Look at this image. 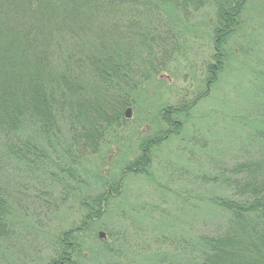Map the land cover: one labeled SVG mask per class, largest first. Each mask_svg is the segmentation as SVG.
<instances>
[{"label": "trees", "instance_id": "trees-1", "mask_svg": "<svg viewBox=\"0 0 264 264\" xmlns=\"http://www.w3.org/2000/svg\"><path fill=\"white\" fill-rule=\"evenodd\" d=\"M245 2L0 0V264L42 263L39 252L49 242L38 247L27 240L38 235L55 238L48 264H79V233L100 219L127 175L152 176L159 147L181 133L182 121L172 118L187 119L207 96L204 91L180 101L165 109L157 129L139 132L137 155L122 165L119 179L107 181L115 187L106 194L102 171L110 164L104 155L131 121L124 114L139 104L137 88L169 69L198 16L200 26L212 27L217 63L206 67L215 77L231 54L227 43L240 27ZM248 109L242 120L229 115L219 137L232 143L229 137L242 127L241 155L232 161L222 147L229 163L221 153L205 156L208 162L188 177L207 186L198 209L207 220L172 239L168 227L154 226L157 249L150 253L151 244H133L137 264H264V85ZM181 139L176 150L187 149L192 160V152L213 153L204 137ZM75 201L84 211L81 223L68 231L52 227V219ZM111 239L107 264H135L122 255L125 240L114 234Z\"/></svg>", "mask_w": 264, "mask_h": 264}, {"label": "rangeland", "instance_id": "rangeland-1", "mask_svg": "<svg viewBox=\"0 0 264 264\" xmlns=\"http://www.w3.org/2000/svg\"><path fill=\"white\" fill-rule=\"evenodd\" d=\"M242 7L240 27L227 43L231 54L224 61V69H217L219 72L215 77H212L209 69L214 68L212 63H217L215 59L217 49L215 50L213 46L214 38L210 34L212 27L207 24L200 26L202 20L198 16L191 19V26H188L190 32L174 52L179 55L168 64L169 69L135 90L136 101L139 104L135 108L129 107L131 121L121 131L119 144L111 146L104 155L107 164L113 165L112 168L106 165L102 171V177L106 180L104 186L106 190L103 188L106 194L110 188L114 190L115 187L114 184H109L108 187L107 181L119 179L118 171L122 165L137 155L139 132L147 134L157 129V123L167 114L165 109L173 108L180 101L188 102L204 91L207 92V96L190 110L187 119L182 116L172 118L182 121L181 133L178 137L171 135L159 147L150 166L152 176L147 179L131 173L127 175L117 196L106 200L107 210L105 208L100 219L90 226L92 230L89 228L79 233L83 258L77 263H110L106 256V244L112 243L113 234L125 240V243L121 244L122 255L139 262L140 255L137 256L138 251L133 244H151L150 253H153L152 251L157 249L153 248L156 247L157 238L156 234L154 235V226H157V229L161 225L168 227L166 236L172 239L181 233L180 231L199 227L200 223L207 220L204 210H198L202 205L201 195L206 193L204 190L207 186L197 184L198 180L194 178L190 181L188 177L198 171L197 165L202 167L201 163L208 162L205 156H216L217 153H221V161L229 163V158L224 154L222 147L226 146L232 161L241 155L240 138L245 131L242 127L237 129L239 135L236 138L229 137L233 144L219 140V137L227 130L225 124L229 120V115L240 120L247 117L250 111L248 105L264 85L261 76L264 75V0H246ZM207 65L210 67H206ZM165 104L168 107L159 110ZM196 135L210 141L209 147L213 146V153L198 150L191 153L194 156L192 160L187 149L176 148L182 146L178 145V140H183L182 137ZM200 152L204 156L198 155ZM160 182H162L160 186L164 188L158 187ZM191 205H196V208ZM58 214L52 219V227L68 231L81 223L84 211L78 208V202L75 201L69 207H63ZM106 224L109 225L107 228ZM138 227H143L144 234L136 230ZM171 227H174L172 231ZM99 232H103L105 236L99 238ZM27 240L36 243L33 246L41 247L44 242L53 245L55 238L51 237L52 243L49 240L44 241L41 235ZM101 241L105 242V247L100 245ZM50 246L44 250L42 245L38 258L44 260L40 264L47 263L46 257L53 249V246ZM36 258L35 254L34 259Z\"/></svg>", "mask_w": 264, "mask_h": 264}, {"label": "water", "instance_id": "water-1", "mask_svg": "<svg viewBox=\"0 0 264 264\" xmlns=\"http://www.w3.org/2000/svg\"><path fill=\"white\" fill-rule=\"evenodd\" d=\"M125 117L126 118L130 117V109L129 108L126 109ZM103 236H104V233L103 232H99V237L102 238Z\"/></svg>", "mask_w": 264, "mask_h": 264}]
</instances>
